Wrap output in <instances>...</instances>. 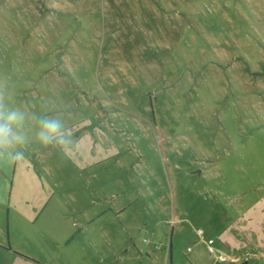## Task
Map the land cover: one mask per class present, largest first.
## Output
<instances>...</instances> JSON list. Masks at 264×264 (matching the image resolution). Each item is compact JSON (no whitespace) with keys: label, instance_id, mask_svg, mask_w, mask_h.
<instances>
[{"label":"rangeland","instance_id":"1","mask_svg":"<svg viewBox=\"0 0 264 264\" xmlns=\"http://www.w3.org/2000/svg\"><path fill=\"white\" fill-rule=\"evenodd\" d=\"M82 92L138 139L123 187L100 181L127 206L101 219L171 241L169 264H264V0H0V107L83 110Z\"/></svg>","mask_w":264,"mask_h":264},{"label":"crops","instance_id":"2","mask_svg":"<svg viewBox=\"0 0 264 264\" xmlns=\"http://www.w3.org/2000/svg\"><path fill=\"white\" fill-rule=\"evenodd\" d=\"M78 96L86 98L84 92ZM85 101L83 110H48L26 105L15 110L24 118L31 114L36 117L24 120L23 123H28L25 131L19 129L23 144L7 145L23 153L20 159H8L3 154L6 146L0 143V229L7 224L10 233L5 236L0 231V245L10 242L7 261L11 264H169L170 250L162 244L151 242L139 247L133 240L134 234L125 231L120 219H101L108 210L122 215L127 206L125 203L108 206L112 202L107 200V188L100 181L109 175L112 190L123 187L129 154L122 147L138 139L131 137L133 131L110 129L106 107L91 103L88 98ZM7 112L0 107V119ZM55 118L63 121L64 138L45 144L39 136L41 121ZM132 122L137 124L135 120ZM128 152L136 157V147L132 146ZM92 176L99 181L98 186L92 184ZM133 178L127 181L133 183ZM145 191L150 194L148 189ZM139 193L142 191L138 190ZM2 219H7L4 226ZM75 219H81L83 227ZM78 226L80 232L76 230ZM224 238L233 247L238 245L234 238ZM0 250L3 251L1 247ZM13 251L40 262L25 263ZM154 257L160 262L149 263Z\"/></svg>","mask_w":264,"mask_h":264},{"label":"clouds","instance_id":"3","mask_svg":"<svg viewBox=\"0 0 264 264\" xmlns=\"http://www.w3.org/2000/svg\"><path fill=\"white\" fill-rule=\"evenodd\" d=\"M20 119L21 113L15 110L5 113L3 119H0V143L6 146L3 154L10 160H18L23 155L21 151L7 147V145L24 143V137L19 131ZM41 124L39 136L43 143L63 140L61 133L65 130L62 119H43Z\"/></svg>","mask_w":264,"mask_h":264},{"label":"built area","instance_id":"4","mask_svg":"<svg viewBox=\"0 0 264 264\" xmlns=\"http://www.w3.org/2000/svg\"><path fill=\"white\" fill-rule=\"evenodd\" d=\"M208 251L216 256V260L218 261H227L230 259V256L226 253L219 252L215 246L209 241V244H207Z\"/></svg>","mask_w":264,"mask_h":264},{"label":"water","instance_id":"5","mask_svg":"<svg viewBox=\"0 0 264 264\" xmlns=\"http://www.w3.org/2000/svg\"><path fill=\"white\" fill-rule=\"evenodd\" d=\"M160 139V138H159ZM161 142V140H159V143ZM160 147H161V143H160ZM172 219H174V201H173V187H172ZM0 247L2 248V249H5V250H7V251H10L11 250V248H10V246H9V244L7 243L6 245H0ZM169 250H170V253L172 252V242L170 241V243H169ZM14 254L15 255H17V256H19V257H21V256H24V255H22L21 253H19V252H14ZM25 258H27V259H30V258H28L27 256H24ZM34 261V260H33Z\"/></svg>","mask_w":264,"mask_h":264},{"label":"trees","instance_id":"6","mask_svg":"<svg viewBox=\"0 0 264 264\" xmlns=\"http://www.w3.org/2000/svg\"><path fill=\"white\" fill-rule=\"evenodd\" d=\"M11 248V247H10ZM15 252H17V251H15Z\"/></svg>","mask_w":264,"mask_h":264}]
</instances>
